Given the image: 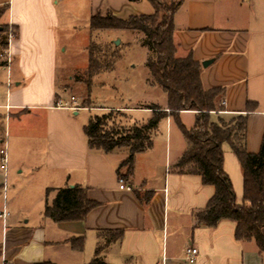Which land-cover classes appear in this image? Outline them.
I'll return each mask as SVG.
<instances>
[{
  "label": "crops",
  "instance_id": "obj_1",
  "mask_svg": "<svg viewBox=\"0 0 264 264\" xmlns=\"http://www.w3.org/2000/svg\"><path fill=\"white\" fill-rule=\"evenodd\" d=\"M74 1L90 19L107 12L121 20L154 13L146 0ZM62 2L0 0V7H9L2 22L15 29L5 58L0 54V85L6 87L0 149L5 146L8 156L7 172L0 168V214H9L0 219V264H91L99 246L98 259L105 264H187V247L198 250L195 264H264L255 241H236L235 223L207 228L197 221L215 190L176 168L187 143L173 135L170 118L162 165L153 141L135 156L133 174L126 177L127 169L119 168L129 150L91 149L81 110L56 107L58 100L68 102L56 89ZM174 41L179 57L191 54L201 65L212 61L202 66L203 87L225 90L224 111L213 120L229 122L257 105L248 117L246 148L258 153L264 135V0H183L174 16ZM134 110L152 117L150 110ZM223 150L224 169L241 204V167L227 144ZM120 177L131 190L119 188ZM77 186L98 205L83 221L45 217L59 189ZM118 231L121 240L107 244V233Z\"/></svg>",
  "mask_w": 264,
  "mask_h": 264
},
{
  "label": "trees",
  "instance_id": "obj_2",
  "mask_svg": "<svg viewBox=\"0 0 264 264\" xmlns=\"http://www.w3.org/2000/svg\"><path fill=\"white\" fill-rule=\"evenodd\" d=\"M138 3L142 0H129ZM153 7L152 15L131 16L121 20L111 12L90 19L92 31H131L144 36L143 45L151 56L147 66L154 84H158L167 96V107L155 104L141 109L150 110L152 117L142 127L131 132H105L110 115H96L84 127L88 145L93 150L109 153L115 149L129 150L128 158L120 169L127 167L126 177L134 170V158L153 147V134L160 123L168 118L176 120L187 143V148L176 164L180 173L198 175L204 186H212L214 196L207 207L196 216L199 224L215 228L223 221L235 223V239L238 242L255 241L259 251L264 254V135L259 152L247 151V124L256 104H249L246 114L236 115L229 122L221 118L213 120V115L223 112L224 89L207 91L201 81L203 67L192 55L178 56L174 41V16L183 0H146ZM7 5L0 7V22L8 12ZM7 33L0 24V38ZM8 45V38L6 43ZM88 76H98L114 67L119 51L104 50L91 43L89 48ZM184 112L196 113L195 126L188 131L180 122ZM228 145L236 156L243 176V200L237 197L230 177L224 169V145ZM98 205L88 198L87 192L80 188L59 189L51 205L45 207L44 215L54 222L83 221ZM106 243L122 238V232H108ZM99 246L91 264H105L98 259L102 250Z\"/></svg>",
  "mask_w": 264,
  "mask_h": 264
},
{
  "label": "rangeland",
  "instance_id": "obj_3",
  "mask_svg": "<svg viewBox=\"0 0 264 264\" xmlns=\"http://www.w3.org/2000/svg\"><path fill=\"white\" fill-rule=\"evenodd\" d=\"M178 1L174 0V3ZM84 7L77 5L74 0H66L59 7L62 28L57 31V92L62 95L60 98L65 96L68 101L71 96L76 97L83 108H88L80 112L86 124L93 116L110 115L105 132H131L136 127H142L151 118L148 112L134 109L149 104L164 106L167 102L166 94L161 86L153 83L147 66L151 53L142 43L144 36L137 32L92 31L90 18ZM0 24L7 30L0 38V54L5 58L6 40L15 35V29L2 21ZM117 41L120 42L118 46L115 45ZM91 43L98 45L103 51L117 48L119 54L111 70L102 72L90 81L88 68ZM15 85L12 84V89H15ZM5 89V85H0V103L5 98ZM195 121L194 114L180 115V122L188 131L194 128ZM169 122L173 135L182 139L176 120L170 118ZM166 124V120H163L153 134V141L158 146L156 157L161 165L164 156L161 143Z\"/></svg>",
  "mask_w": 264,
  "mask_h": 264
},
{
  "label": "built area",
  "instance_id": "obj_4",
  "mask_svg": "<svg viewBox=\"0 0 264 264\" xmlns=\"http://www.w3.org/2000/svg\"><path fill=\"white\" fill-rule=\"evenodd\" d=\"M11 37V36H10ZM56 107L61 109H67L72 111H80L83 109V107L78 103V100L76 97L71 96L70 100L68 102H65L63 100H58ZM8 167V156H7V149L6 147H2L0 149V168L2 171L7 172ZM119 188L121 190H131V187L127 186L124 178H119ZM9 216L6 210H4L0 214V219L5 221L6 218ZM198 257V250L193 247H187L185 250L184 260L187 264H195L197 262ZM4 264H11L9 262H4Z\"/></svg>",
  "mask_w": 264,
  "mask_h": 264
},
{
  "label": "water",
  "instance_id": "obj_5",
  "mask_svg": "<svg viewBox=\"0 0 264 264\" xmlns=\"http://www.w3.org/2000/svg\"><path fill=\"white\" fill-rule=\"evenodd\" d=\"M119 43H120V42L117 41V42H115V45L118 46ZM211 63H212V61H205V62L202 63V66H203L204 68H207L209 65H211Z\"/></svg>",
  "mask_w": 264,
  "mask_h": 264
}]
</instances>
